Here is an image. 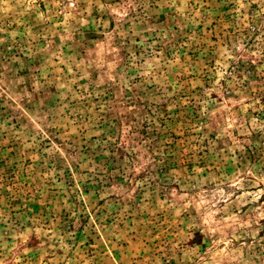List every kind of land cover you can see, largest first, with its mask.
<instances>
[{
  "label": "rangeland",
  "instance_id": "obj_1",
  "mask_svg": "<svg viewBox=\"0 0 264 264\" xmlns=\"http://www.w3.org/2000/svg\"><path fill=\"white\" fill-rule=\"evenodd\" d=\"M0 264H264V0H0Z\"/></svg>",
  "mask_w": 264,
  "mask_h": 264
}]
</instances>
